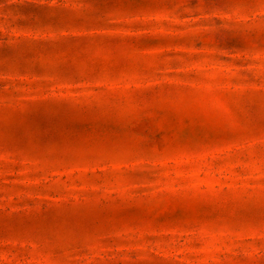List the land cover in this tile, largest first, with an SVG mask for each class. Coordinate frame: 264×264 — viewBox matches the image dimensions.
Masks as SVG:
<instances>
[{"label":"rangeland","instance_id":"rangeland-1","mask_svg":"<svg viewBox=\"0 0 264 264\" xmlns=\"http://www.w3.org/2000/svg\"><path fill=\"white\" fill-rule=\"evenodd\" d=\"M0 264H264V0H0Z\"/></svg>","mask_w":264,"mask_h":264}]
</instances>
